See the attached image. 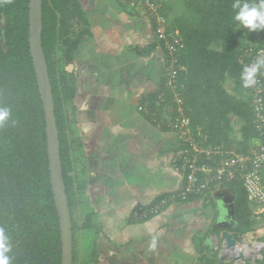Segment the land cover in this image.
Instances as JSON below:
<instances>
[{
	"label": "crops",
	"instance_id": "0c3cea01",
	"mask_svg": "<svg viewBox=\"0 0 264 264\" xmlns=\"http://www.w3.org/2000/svg\"><path fill=\"white\" fill-rule=\"evenodd\" d=\"M78 3L89 34L65 63L75 90L68 137L76 181L86 192L92 263L199 264L209 252L213 196L170 203L145 219L131 215L183 183L176 134L136 109L162 87L164 54L153 22L126 0ZM250 206L257 221L262 212Z\"/></svg>",
	"mask_w": 264,
	"mask_h": 264
},
{
	"label": "trees",
	"instance_id": "16d2710c",
	"mask_svg": "<svg viewBox=\"0 0 264 264\" xmlns=\"http://www.w3.org/2000/svg\"><path fill=\"white\" fill-rule=\"evenodd\" d=\"M167 0L163 5L166 7ZM29 0H0V108L10 117L0 125V229L11 245L10 264H60L61 240L58 214L51 191L46 153L45 120L36 78L28 52ZM237 0L189 1L190 15L180 17L178 29L185 44L181 51L184 100L192 124L199 127L205 145L229 146V114L239 117L238 152L246 153L256 136L247 97L226 92L224 78L234 80L235 91L244 92V66L239 63L244 26L234 19ZM241 2L257 3L252 0ZM166 9V8H165ZM167 13V12H166ZM78 0H42V49L52 86L59 131L60 157L65 192L71 212L74 205L72 140L68 137V105L75 90L72 74L57 70L56 47L62 61L73 60L83 35L89 34ZM80 28L77 31V27ZM218 48H213L212 45ZM264 175V173H263ZM235 197L236 235L252 232V208L240 182L226 186ZM82 228L90 229V216ZM207 250L211 253L209 243ZM73 236V264L75 259Z\"/></svg>",
	"mask_w": 264,
	"mask_h": 264
},
{
	"label": "built area",
	"instance_id": "2783aa9c",
	"mask_svg": "<svg viewBox=\"0 0 264 264\" xmlns=\"http://www.w3.org/2000/svg\"><path fill=\"white\" fill-rule=\"evenodd\" d=\"M153 22L157 46L164 54L162 87L136 107L151 122L174 132L180 144L175 169L182 174L183 183L177 190L161 195L142 210H133L134 219L157 214L166 205L186 202L192 197L212 196L219 188L233 181L240 182L255 213L264 212V69L255 75V83L245 90L256 136L246 153L238 152L237 144L205 145L203 134L192 124L184 100L185 82L181 78V51L185 44L180 32L170 28L164 3L167 0H126ZM243 32V45L238 61L250 66L264 56V29ZM235 244L227 247L222 241L219 257L230 264H264V240L244 235L234 237ZM228 249L221 254L222 249Z\"/></svg>",
	"mask_w": 264,
	"mask_h": 264
},
{
	"label": "water",
	"instance_id": "95a60500",
	"mask_svg": "<svg viewBox=\"0 0 264 264\" xmlns=\"http://www.w3.org/2000/svg\"><path fill=\"white\" fill-rule=\"evenodd\" d=\"M41 32L42 0H29L27 36L28 52L31 58L44 113L49 181L54 198V204L58 214L60 230V264H73L71 212L63 182L59 131L57 129L54 112L52 86L42 49ZM212 196L215 206V219L212 228L213 230L219 229L220 236L225 242V245L227 247H231L235 244V239L230 230H235L239 225L237 218L234 215L236 197L226 187L215 190Z\"/></svg>",
	"mask_w": 264,
	"mask_h": 264
},
{
	"label": "rangeland",
	"instance_id": "374dc122",
	"mask_svg": "<svg viewBox=\"0 0 264 264\" xmlns=\"http://www.w3.org/2000/svg\"><path fill=\"white\" fill-rule=\"evenodd\" d=\"M189 1L194 4V0H170L166 5V12H167V22L168 24H172L176 27H178V21L180 20V17H187L190 15L188 6L190 5L187 3ZM257 3L259 0H254V2ZM249 2H252V0H249ZM77 31L80 30L78 26ZM178 30V29H177ZM213 48H218L216 45H212ZM55 52V60L57 62V70L64 69L66 70V64L67 62H63L62 59V48L60 46L56 47ZM184 68V67H183ZM223 87L226 90L227 93L232 94L237 97H245V91L241 92L235 91V83L234 80L230 77H225L223 81ZM231 130L228 133V140L231 142V144H237L241 140L240 135V128L243 125L242 120L232 114H229L228 116ZM198 130L201 132L200 128L198 127ZM202 133V132H201ZM70 138L72 136V132L69 130ZM75 170L72 167V170L70 171V174L74 177L73 182V190H74V198L76 199L74 201V205L72 206V221L74 223V251H75V259L74 264H93L92 263V240L90 238V232L91 230H87L82 228V223L84 222V216L89 210L87 205H84L83 196L85 198V189L79 185V183L76 181L78 178V175L76 176ZM255 216V215H254ZM257 216V215H256ZM259 218L257 221L253 220V227L255 229L252 230V232H247L245 235L249 238H256L259 240H264V212L259 214ZM259 223V225H258ZM90 231V232H89ZM233 233V237L236 236L237 232L235 230H230ZM241 235V234H239ZM223 239L220 236V230L215 229L211 231L210 236V246H211V253L207 252L206 255H201L199 257V264H230L231 260H222L223 258L219 257L221 245H222Z\"/></svg>",
	"mask_w": 264,
	"mask_h": 264
},
{
	"label": "clouds",
	"instance_id": "9594fccd",
	"mask_svg": "<svg viewBox=\"0 0 264 264\" xmlns=\"http://www.w3.org/2000/svg\"><path fill=\"white\" fill-rule=\"evenodd\" d=\"M233 8L236 9L234 19L244 27L250 30L264 29V0H259L258 3L241 2L237 0L233 4ZM264 69V56L258 57L254 63L244 68L242 73V79L244 85H253L255 81V75ZM10 117V109L0 108V125H2ZM11 245L9 238L5 235L3 229H0V264H10V252Z\"/></svg>",
	"mask_w": 264,
	"mask_h": 264
},
{
	"label": "bare ground",
	"instance_id": "6f19581e",
	"mask_svg": "<svg viewBox=\"0 0 264 264\" xmlns=\"http://www.w3.org/2000/svg\"><path fill=\"white\" fill-rule=\"evenodd\" d=\"M227 250H228L227 248H226V249H225V248H224V249H222V250H221V254L223 255V254H224V252H225V251H227Z\"/></svg>",
	"mask_w": 264,
	"mask_h": 264
}]
</instances>
